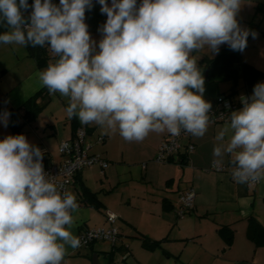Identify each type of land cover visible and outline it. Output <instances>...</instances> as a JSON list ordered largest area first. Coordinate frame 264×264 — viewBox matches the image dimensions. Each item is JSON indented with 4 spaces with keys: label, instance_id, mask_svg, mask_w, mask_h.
Segmentation results:
<instances>
[{
    "label": "clouds",
    "instance_id": "1",
    "mask_svg": "<svg viewBox=\"0 0 264 264\" xmlns=\"http://www.w3.org/2000/svg\"><path fill=\"white\" fill-rule=\"evenodd\" d=\"M97 2L107 16L99 51L85 23L92 0H34L27 20L28 0H0V20L9 28L0 43L47 45L57 59L38 78L49 94L69 98L67 116L82 124L118 130L129 142L150 132L204 136L212 105L191 53H218L225 44L243 52L256 33L239 25L242 0ZM241 102L217 133L213 155L234 154L233 179L249 183L264 179V83ZM8 116L0 118L5 127ZM42 160L23 134L0 140V264H61L66 245L80 244L70 231L76 198L47 178Z\"/></svg>",
    "mask_w": 264,
    "mask_h": 264
},
{
    "label": "crops",
    "instance_id": "2",
    "mask_svg": "<svg viewBox=\"0 0 264 264\" xmlns=\"http://www.w3.org/2000/svg\"><path fill=\"white\" fill-rule=\"evenodd\" d=\"M107 2L110 6L111 0ZM141 2L137 0V5ZM242 2L237 14L239 25L250 33L255 32L256 37L250 36L240 56L243 61L264 70V0ZM52 3L59 5V0H52ZM92 4L91 10L85 11V23L99 51L98 43L103 37L99 29L107 16L101 13L97 0H92ZM225 46L221 45L220 49ZM216 54L207 47L191 53L204 80L206 60ZM55 59L57 57L49 63ZM46 67L39 68L26 47L0 43V118L5 112L9 113L7 127L0 119V140L8 135L23 134L31 145L41 149L42 162L49 164L61 159L59 142L72 137L75 128L83 124L73 116L70 128L63 132V137L54 143H47L38 118L49 103L50 94L48 101L34 115L31 106L22 107L43 87L38 74ZM256 84L246 83L243 77H239L230 96L235 105L227 119L209 121L202 137L189 134L182 138L179 153L167 162L154 160L157 147L169 135L167 131L150 132L141 142H129L117 131H106L99 125L87 124L86 141L91 145L90 151L99 153L107 160V165L103 169L98 164L85 166L72 177L68 192L75 196L78 207L71 212L73 224L70 231L77 237L80 231L87 228L106 226V213L113 212L117 216L114 225L118 228L119 237L115 244L99 240L81 248L66 245L61 264H168L171 258H176L175 262L182 261V264H264V246H256L246 233L249 216H254L264 225V179L255 185L238 183L230 173L209 168L217 160L219 164H231L234 154L225 153L219 158L213 155L218 143L215 137L229 124L231 112L243 107L241 97L252 96ZM232 86L231 80H222L209 92L223 95ZM206 92L205 86L204 94ZM43 102L40 97L35 100V104ZM7 107L16 113L17 133L11 125L12 115L5 109ZM231 134L229 131L225 142ZM116 135L120 137L116 138ZM99 137L103 140L99 141ZM189 143L194 145L192 150H187ZM54 149H57V155L53 153ZM84 186L96 194L100 207L87 200ZM190 186L196 193L194 206L179 216L178 196ZM222 225H227L234 232L230 245H226L218 233ZM143 237L156 243L148 247Z\"/></svg>",
    "mask_w": 264,
    "mask_h": 264
},
{
    "label": "built area",
    "instance_id": "3",
    "mask_svg": "<svg viewBox=\"0 0 264 264\" xmlns=\"http://www.w3.org/2000/svg\"><path fill=\"white\" fill-rule=\"evenodd\" d=\"M139 4L137 6H139ZM234 105L235 103H232L230 99L223 98L219 107L209 112V121L217 122L227 119L228 113ZM87 134V124L78 125L75 128L72 137L62 139L59 142L58 153L61 159L58 162H52L49 164L42 162L47 178L52 180L61 192L68 191V186L72 177H74L83 167L98 164L103 169L107 165V160L99 153L90 151L91 145L86 141ZM188 135L189 133L184 130H181L178 136H172L169 134L157 147L154 160L157 162H167L174 159L176 154L180 151L181 139ZM102 140L103 137H99V141ZM193 147L194 145L189 143L187 145V150H192ZM142 165L144 166V163ZM233 167L234 165L232 163L227 165L212 162L209 168L217 172H227L232 175ZM257 182L258 181L249 182V184L255 185ZM195 196V190L191 186L180 192L178 196L179 207L177 208V214L179 216L184 215L194 206ZM116 218L117 216L115 213L107 212L106 221L108 225L87 228L80 231L77 236L80 240V244L76 248L87 246L99 240H106L115 244L119 237L118 228L114 225Z\"/></svg>",
    "mask_w": 264,
    "mask_h": 264
},
{
    "label": "trees",
    "instance_id": "4",
    "mask_svg": "<svg viewBox=\"0 0 264 264\" xmlns=\"http://www.w3.org/2000/svg\"><path fill=\"white\" fill-rule=\"evenodd\" d=\"M33 3L34 0H28V4L30 6L29 9L27 11L22 10L26 20L30 16V13L32 11L31 5ZM8 29L9 28L7 27L6 23L0 20V34H3ZM250 36L251 34L248 37V41L250 39ZM26 50L27 53L36 60L39 68L48 66L49 61L54 58V56L51 55L50 51H48L47 45L45 47H32L31 44H28L26 46ZM205 69H208V74L205 75V86L207 88V92L204 94V99L211 103V110L217 109L223 98L230 99V96L235 91V84L239 77H243L246 83H264V70L257 69L251 64L243 61L241 59L240 52L233 51L228 46L220 49V51L213 58L207 59L205 63ZM222 80L232 81L233 86L231 90L227 93H223V95L218 94L219 96L210 93L209 89H215L218 82ZM48 94V89L43 86L32 96H30L22 104V107L27 108L31 106L33 111L32 115H34L48 101ZM39 97L41 99H44V102L35 104V100ZM230 100L232 101V103H234L232 99ZM5 109L7 111H10V114L12 115L11 125L14 132L17 133L19 131V125L16 121L15 111L11 107H7ZM83 190L88 195L87 200L89 202H91L96 207L101 206V202L94 192L90 191L86 186L83 187ZM218 233L222 236L226 245H230L232 243L234 232L230 227H228L227 225H222L218 228ZM246 233L248 238L256 246H264V225H262L254 216L248 217ZM143 242L148 247H151L156 243V241H148L145 237H143Z\"/></svg>",
    "mask_w": 264,
    "mask_h": 264
},
{
    "label": "rangeland",
    "instance_id": "5",
    "mask_svg": "<svg viewBox=\"0 0 264 264\" xmlns=\"http://www.w3.org/2000/svg\"><path fill=\"white\" fill-rule=\"evenodd\" d=\"M49 97L50 101L39 114L38 122L45 141L47 143H54L56 140L60 139L61 136L63 137V132L65 130H69L70 128L71 118H69L66 113L69 98L61 96L59 93L50 94ZM117 132L119 131L117 130ZM65 136L66 135H64V137ZM118 137L120 136L116 135V138ZM53 153L57 155V149H54ZM175 259L176 258H171L168 264H182V261L175 262Z\"/></svg>",
    "mask_w": 264,
    "mask_h": 264
},
{
    "label": "water",
    "instance_id": "6",
    "mask_svg": "<svg viewBox=\"0 0 264 264\" xmlns=\"http://www.w3.org/2000/svg\"><path fill=\"white\" fill-rule=\"evenodd\" d=\"M208 74V69H206V71H205V75H207Z\"/></svg>",
    "mask_w": 264,
    "mask_h": 264
}]
</instances>
